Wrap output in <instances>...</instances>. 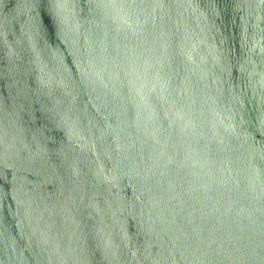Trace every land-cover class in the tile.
Listing matches in <instances>:
<instances>
[{
	"label": "water",
	"instance_id": "95a60500",
	"mask_svg": "<svg viewBox=\"0 0 264 264\" xmlns=\"http://www.w3.org/2000/svg\"><path fill=\"white\" fill-rule=\"evenodd\" d=\"M0 264H264V0H0Z\"/></svg>",
	"mask_w": 264,
	"mask_h": 264
}]
</instances>
